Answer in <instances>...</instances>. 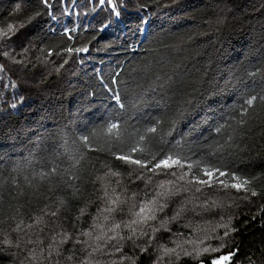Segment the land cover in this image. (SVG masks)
<instances>
[{"label": "snow or ice", "instance_id": "snow-or-ice-1", "mask_svg": "<svg viewBox=\"0 0 264 264\" xmlns=\"http://www.w3.org/2000/svg\"><path fill=\"white\" fill-rule=\"evenodd\" d=\"M88 3L90 12L99 9L106 14L99 22L101 31H119L126 24L131 0ZM145 7L138 2L135 11ZM54 8L52 0H14L6 16L0 13V58L21 65L38 47L37 60L43 59L46 48L32 37L47 34L44 24L52 28L51 22L58 20ZM136 19L137 30L145 32L147 18ZM216 22L222 23L220 17ZM76 31L65 28L63 35L72 40ZM127 50L137 49L129 44ZM62 51L82 53L89 48L85 44ZM47 53L53 54L50 48ZM178 68L175 65L173 71ZM119 75L117 70L107 80L100 78L112 103L99 123L85 125L70 143L65 139L46 161L26 159L14 163L9 175L0 176V258L7 257L9 264H230L239 249H223L238 231L234 218L225 220L221 214L213 223L204 220V213L230 208L237 200L252 204L264 192V170L253 171L245 158L257 142L264 147V72L247 73L252 88L238 89L236 101L214 123L208 112H215V91H202L197 80L157 76V87L165 94L177 84L191 91L184 92L174 109L165 104L164 117L143 125L131 123L126 115ZM10 86L17 87L15 82ZM143 102V97L136 100ZM8 107L17 108L15 96ZM206 126L209 136L204 140L211 142L198 147L191 137L195 132L203 136ZM258 215L264 216V204ZM174 225L179 227L173 230Z\"/></svg>", "mask_w": 264, "mask_h": 264}, {"label": "trees", "instance_id": "trees-1", "mask_svg": "<svg viewBox=\"0 0 264 264\" xmlns=\"http://www.w3.org/2000/svg\"><path fill=\"white\" fill-rule=\"evenodd\" d=\"M138 2L146 5L141 12L135 11ZM13 6L14 0H0V13L6 16ZM104 16L77 26L68 22L63 25L58 19L51 22L54 31L44 24L47 34L40 33L42 39L32 37L39 47L46 48L39 61L38 47L27 54V62L21 65L0 58L4 66L0 72V176L9 175L14 163L23 164L26 159L46 161L65 139L70 143L85 125L99 123L107 116L105 109L111 111L112 102L100 85L101 76L107 80L119 71V79L124 81L120 90L126 115L131 123L143 125L164 117L168 111L165 104L174 109L184 92L191 91L177 84L165 94L157 87L161 82L157 76L163 80L167 73L174 80H197L202 91H215L218 103L212 105L214 113L208 112V119L214 123L236 101L238 89L244 85L252 88L253 81L247 73L258 69L264 72V0H131L126 24L119 31H101L99 22ZM137 16L147 18L145 32L137 30ZM217 17L222 23L217 24ZM65 28L77 29L71 33L72 40L63 35ZM85 44L88 52L62 51ZM129 44L137 50H127ZM49 48L53 53L50 56ZM16 51H20L19 47ZM61 64L63 67L56 72ZM145 65L150 68L145 70ZM175 65L179 68L174 72ZM12 82L17 85L15 89L10 86ZM5 83L9 84L7 89L3 87ZM154 87L155 93L151 91ZM259 87L258 75L256 90ZM91 92L96 95H87ZM14 96L16 109L8 107ZM139 97H143L142 104L136 103ZM180 127L187 131L185 126ZM207 136L206 126L203 136L195 132L191 138L200 147L211 142L204 140ZM245 158L253 171L264 170V147L259 142L245 153ZM238 204L233 214V226L238 231L223 253L229 248L239 249L230 264H250L249 258L254 264H264V216L258 215L264 192L247 207ZM0 264H9L8 258H0Z\"/></svg>", "mask_w": 264, "mask_h": 264}, {"label": "rangeland", "instance_id": "rangeland-1", "mask_svg": "<svg viewBox=\"0 0 264 264\" xmlns=\"http://www.w3.org/2000/svg\"><path fill=\"white\" fill-rule=\"evenodd\" d=\"M52 3L55 5L53 9L57 15V18L62 21V24L72 23L77 25L84 24L86 25L88 19H95L97 20L99 17L103 16L105 13L101 10H97L96 13L90 12V8L92 7L91 4L88 3V0H66L65 4L57 3V0H52ZM223 5H226L225 3ZM222 6V5H221ZM67 12L68 15H63V12ZM106 15V14H105ZM67 66V65H66ZM65 71V70H64ZM142 187V185H141ZM239 203V204H238ZM245 205L246 207L249 205L248 203L237 200L235 203L232 204L230 208L226 207L224 209L220 208H213L210 212L204 213V220L216 222L220 220L221 214L224 215L225 220H227L228 216H232L234 214V210L236 205ZM191 207V205H189ZM169 215H171V211H169ZM189 215H192L189 213ZM193 218H196L195 216ZM183 221H181L182 223ZM173 227L178 228L179 225H174ZM221 230V234H222Z\"/></svg>", "mask_w": 264, "mask_h": 264}]
</instances>
